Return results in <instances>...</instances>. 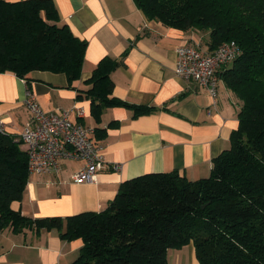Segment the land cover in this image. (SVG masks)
Wrapping results in <instances>:
<instances>
[{
  "label": "trees",
  "instance_id": "obj_1",
  "mask_svg": "<svg viewBox=\"0 0 264 264\" xmlns=\"http://www.w3.org/2000/svg\"><path fill=\"white\" fill-rule=\"evenodd\" d=\"M133 1L148 19L208 32V51L237 43L240 53L219 74L241 101L229 148L213 159L208 177L145 173L121 182L101 211L31 220L11 206L29 178L27 153L0 130V229L54 228L64 241L81 239L70 264H168L167 250L189 242L198 264H264V0ZM57 22L51 0H0V72L24 78L47 70L64 73L70 84L78 79L86 42ZM116 66L105 57L86 81L95 121L104 107H133L110 96Z\"/></svg>",
  "mask_w": 264,
  "mask_h": 264
},
{
  "label": "crops",
  "instance_id": "obj_2",
  "mask_svg": "<svg viewBox=\"0 0 264 264\" xmlns=\"http://www.w3.org/2000/svg\"><path fill=\"white\" fill-rule=\"evenodd\" d=\"M51 1L57 23L86 42L80 77L70 84L64 73L47 70H32L24 78L0 72L2 128L19 139L31 115L23 103L30 91L43 110H67L70 120L98 129L99 136L93 132L92 137L101 144L104 159L121 168L104 166L94 180L83 183L70 178L81 161H61L57 172H30L12 208L31 220L64 218L105 209L121 182L145 173L177 170L192 181L208 177L213 159L230 146L241 101L219 76L228 65L217 68L214 106L205 87L174 71L176 48L195 44L208 51V32L148 19L133 0ZM105 57L117 62L109 73L110 96L133 107H104L95 121L86 81ZM134 106L149 111L136 114ZM81 245V239L62 240L56 229L12 231L8 226L0 229V264H70ZM166 256L168 264H198L192 242L168 249Z\"/></svg>",
  "mask_w": 264,
  "mask_h": 264
},
{
  "label": "built area",
  "instance_id": "obj_3",
  "mask_svg": "<svg viewBox=\"0 0 264 264\" xmlns=\"http://www.w3.org/2000/svg\"><path fill=\"white\" fill-rule=\"evenodd\" d=\"M239 53L240 49L233 40L222 42L212 51H202L195 44L178 46L174 71L178 76L205 87L214 106L217 68L234 60ZM23 103L31 115L18 138L26 146L29 172H57L61 161H81L82 165L72 172L70 178L83 183L94 180L104 166L120 170L119 162L104 159L101 144L92 137L93 127L70 120L67 110L58 114L43 110L30 91L26 92ZM2 125L0 120V130L4 131Z\"/></svg>",
  "mask_w": 264,
  "mask_h": 264
},
{
  "label": "rangeland",
  "instance_id": "obj_4",
  "mask_svg": "<svg viewBox=\"0 0 264 264\" xmlns=\"http://www.w3.org/2000/svg\"><path fill=\"white\" fill-rule=\"evenodd\" d=\"M26 146H25V144L24 143H21V148H25ZM54 229V228H53Z\"/></svg>",
  "mask_w": 264,
  "mask_h": 264
}]
</instances>
